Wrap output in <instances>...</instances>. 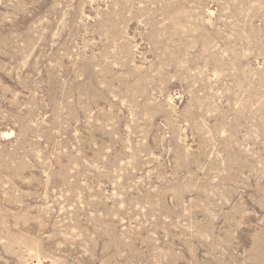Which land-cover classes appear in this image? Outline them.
Segmentation results:
<instances>
[{
  "label": "rangeland",
  "instance_id": "1",
  "mask_svg": "<svg viewBox=\"0 0 264 264\" xmlns=\"http://www.w3.org/2000/svg\"><path fill=\"white\" fill-rule=\"evenodd\" d=\"M0 264H264V0H0Z\"/></svg>",
  "mask_w": 264,
  "mask_h": 264
}]
</instances>
